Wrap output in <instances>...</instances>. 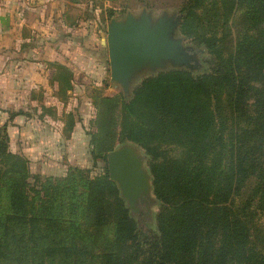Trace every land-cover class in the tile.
<instances>
[{
	"label": "trees",
	"instance_id": "trees-1",
	"mask_svg": "<svg viewBox=\"0 0 264 264\" xmlns=\"http://www.w3.org/2000/svg\"><path fill=\"white\" fill-rule=\"evenodd\" d=\"M177 7L180 34L205 48L208 67L149 75L128 100L95 94L88 134L93 162L115 141L141 147L160 203L154 231L137 230L105 167L94 176L75 166L58 177L30 174L27 158L9 150L7 120L0 264H264V237L253 235L264 216V0ZM236 12L241 25L229 47ZM87 30L78 51L94 37ZM52 79L63 96L69 71L55 65Z\"/></svg>",
	"mask_w": 264,
	"mask_h": 264
},
{
	"label": "rangeland",
	"instance_id": "rangeland-1",
	"mask_svg": "<svg viewBox=\"0 0 264 264\" xmlns=\"http://www.w3.org/2000/svg\"><path fill=\"white\" fill-rule=\"evenodd\" d=\"M64 1L69 9L64 8L63 10L64 13L67 12L68 14L69 12V20H76L77 23H82L83 21L85 22L84 19H86L87 16L91 17L87 25V32H93L94 37L91 41L84 43V46H87L86 52H82L76 62H74L78 70L82 72L77 75L76 80L77 82L79 81L78 83L84 85L83 87H77L78 90H76L74 94L64 92V95L59 98L63 105H52L48 103L49 105L43 107L44 110L47 108L46 113L48 116L54 117L59 121H48L46 117H42L40 113H35V110L33 111L36 116H33V121L36 126L42 130L41 134L43 136L45 135L44 137H40L37 142L40 149L33 150L30 145L21 144L18 141L8 146L9 150L19 152L27 158L30 174H37L40 177L61 176L68 167L72 166L86 169L90 176L100 174L103 168H106V156L103 160H96L93 162L88 153L90 149L88 134L94 130L92 120L94 118L95 109L92 101L95 94L107 96L120 95L123 100H128L131 97L132 89L143 78L149 75L169 69H182L190 72L192 75H198L208 67V55L205 48L202 45L193 43L190 39L180 34L178 29L174 36L181 37L184 46L199 50L196 52L195 56V61L197 62L196 67L185 69L183 67L173 68L168 66L164 69H156L154 72L143 70L131 79L128 87L129 94L124 96L120 87L109 78L106 44V31L109 19H121L127 12L137 16L141 9L150 11L153 17L157 16L161 11H166L169 14H179L180 12H178L177 6L180 0H144L143 3L139 0ZM71 7L72 9H70ZM45 11L48 14L51 13L49 8H46ZM53 14H55V11ZM229 23L231 30V42L229 47H231L234 41L235 30L241 25L238 12L233 14ZM55 65H59L57 61L53 60L46 62L47 69L52 70L53 73L55 72ZM52 80L51 77L48 81ZM52 93L55 96L54 93L56 92L53 91ZM65 96H67V98ZM55 97H59V95ZM15 99H17L15 104L11 101L7 105L0 106V111L7 110V115H2L3 117H0V125L3 124L2 121L5 117L9 118V115H12V117H21L25 108H27L25 109L27 112L24 111V113L27 114L30 112L29 110L32 111V108L36 109V106H28L21 96ZM55 107L57 110L51 109ZM12 117H10V119ZM21 118H23V116ZM124 143L133 144L139 154L143 152L140 146L130 141L121 143L115 141L111 149H115ZM143 167L147 168L145 159H143ZM148 184L149 189L147 193L141 195L131 210L128 211L131 217L134 218L138 231L146 229V231L151 233L155 228L154 215L160 203L152 193L151 178ZM253 226V229H255L253 235H257L256 241H259L264 237V216L259 215Z\"/></svg>",
	"mask_w": 264,
	"mask_h": 264
},
{
	"label": "crops",
	"instance_id": "crops-1",
	"mask_svg": "<svg viewBox=\"0 0 264 264\" xmlns=\"http://www.w3.org/2000/svg\"><path fill=\"white\" fill-rule=\"evenodd\" d=\"M46 8L51 10L50 14L46 13ZM64 8H68L64 0H0V106L11 101L15 104V98L20 96L28 106H36L29 110V115L24 113L25 108L23 118L14 116L9 120L4 116L2 123L8 120L9 144L18 141L33 150L40 149L37 142L45 135L33 121L34 110L48 121H59L48 116L47 108H43L48 103L63 105L61 96L55 97L60 95L57 82L48 81L54 73L47 69L46 62L57 61L69 71L70 85L65 92L74 94L77 87L84 85L76 80L82 72L74 62L86 52L87 46L83 45L78 51L75 42L79 33L85 31L89 19L79 25L80 22L69 20V12L64 13ZM53 91L57 95L54 93V96ZM51 109L57 110L56 107ZM2 115H7L6 109L0 111V117Z\"/></svg>",
	"mask_w": 264,
	"mask_h": 264
},
{
	"label": "water",
	"instance_id": "water-1",
	"mask_svg": "<svg viewBox=\"0 0 264 264\" xmlns=\"http://www.w3.org/2000/svg\"><path fill=\"white\" fill-rule=\"evenodd\" d=\"M182 14L161 11L153 17L141 9L137 16L127 12L123 18H110L107 24L106 44L109 78L123 95H128L131 79L143 70L196 67L197 49L184 46L181 37H175ZM133 144H121L106 153L108 178L118 188L125 207L131 210L136 201L147 193L150 174L143 167L145 156Z\"/></svg>",
	"mask_w": 264,
	"mask_h": 264
}]
</instances>
